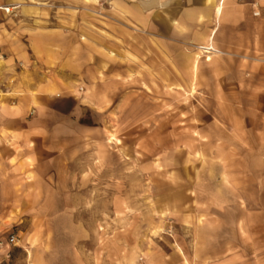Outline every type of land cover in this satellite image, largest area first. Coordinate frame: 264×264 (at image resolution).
<instances>
[{
    "label": "rangeland",
    "instance_id": "rangeland-1",
    "mask_svg": "<svg viewBox=\"0 0 264 264\" xmlns=\"http://www.w3.org/2000/svg\"><path fill=\"white\" fill-rule=\"evenodd\" d=\"M21 5L37 8L25 16L11 5L0 22L33 19L46 35L39 73L66 88L41 101L31 90L27 120L7 123L2 109L16 96L0 84V237L16 236L0 264H264L257 2L254 47L202 58L196 74L181 71L176 49L174 69L157 57L150 32L110 0ZM9 129L24 136L7 139ZM24 154L33 158L16 161Z\"/></svg>",
    "mask_w": 264,
    "mask_h": 264
},
{
    "label": "crops",
    "instance_id": "crops-1",
    "mask_svg": "<svg viewBox=\"0 0 264 264\" xmlns=\"http://www.w3.org/2000/svg\"><path fill=\"white\" fill-rule=\"evenodd\" d=\"M27 0H0V20L2 17V7L19 5L20 13L27 14L36 9L37 6L21 5ZM31 1V0H29ZM46 1V3L61 8L70 7H88L95 8L98 0H33ZM115 13L136 23L138 26L147 29L151 34L153 51H156L157 57L166 59L167 65L173 69L175 65V49L179 51L180 63L183 73L196 74L202 58L210 60L212 56L229 55L230 53H239L248 51L254 47L256 18L253 16L255 10L254 3L264 13V0H110ZM41 6V5H40ZM218 7L221 10L218 12ZM15 8V7H14ZM39 22V21H38ZM33 19L23 17L18 23L4 25L0 22V52L3 56L0 61V84L10 89L3 91L4 95L14 94L16 97L8 102L2 109L4 120L7 121H25L29 113L30 106H36V101H41L45 97L42 94L56 92L65 89V85L57 84L54 77L44 82V77L40 75L41 60L45 58L44 45L41 42L45 39V34L36 32L31 28ZM39 24V23H34ZM34 32V33H33ZM212 36V37H211ZM184 44L195 45L196 51L187 52ZM211 45V46H210ZM212 48L209 53H204L202 47ZM37 53L39 57H37ZM194 53L199 55L197 67L193 71ZM36 65V66H33ZM33 66L32 69L29 67ZM28 67V68H26ZM40 67V68H39ZM172 69V72L174 71ZM33 76L31 77L28 76ZM32 81V83L30 82ZM38 91V95L33 98L30 91ZM22 96H21V95ZM32 101V103H31ZM35 104V105H34ZM15 109H12V106ZM6 138L22 135L21 130H7ZM10 133L11 135L9 136ZM24 136V135H22ZM8 144L9 141L7 140ZM20 143V142H19ZM28 143V142H27ZM21 152L28 146L26 143H20ZM10 150V149H9ZM8 155L7 163L15 160L16 157ZM33 158L32 154H24L16 161L26 164V160ZM223 174V173H222ZM231 192L236 194V205L241 207L243 199L237 189L228 185ZM215 198V202L219 203ZM216 206V204H214ZM217 207V206H216ZM218 207L222 208V204ZM248 210H246L247 212ZM217 211L207 213L206 217H220ZM244 233H251V227L240 222ZM0 257L5 258L8 250L3 249ZM6 253V254H5Z\"/></svg>",
    "mask_w": 264,
    "mask_h": 264
},
{
    "label": "built area",
    "instance_id": "built-area-1",
    "mask_svg": "<svg viewBox=\"0 0 264 264\" xmlns=\"http://www.w3.org/2000/svg\"><path fill=\"white\" fill-rule=\"evenodd\" d=\"M9 9V10H8ZM13 9V7H5L4 10L6 12H10ZM254 15H259L258 11H254ZM202 51L204 53H209L210 51H212V48L210 46L208 47H202ZM3 56L0 53V59H2ZM16 243V236L15 235H9L5 238L0 237V248L1 249H7L10 245H14Z\"/></svg>",
    "mask_w": 264,
    "mask_h": 264
},
{
    "label": "bare ground",
    "instance_id": "bare-ground-1",
    "mask_svg": "<svg viewBox=\"0 0 264 264\" xmlns=\"http://www.w3.org/2000/svg\"><path fill=\"white\" fill-rule=\"evenodd\" d=\"M3 9L5 8V7H2ZM9 10V9H8ZM220 10H221V8H220ZM212 37V36H211ZM211 46V45H210ZM198 57H199V55L198 54H196V53H194V61H193V67L195 66V64H196V61H197V59H198Z\"/></svg>",
    "mask_w": 264,
    "mask_h": 264
}]
</instances>
